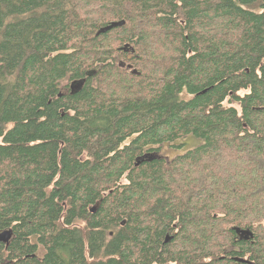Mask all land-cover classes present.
I'll return each mask as SVG.
<instances>
[{
    "label": "trees",
    "instance_id": "16d2710c",
    "mask_svg": "<svg viewBox=\"0 0 264 264\" xmlns=\"http://www.w3.org/2000/svg\"><path fill=\"white\" fill-rule=\"evenodd\" d=\"M4 231L0 264H264V0H0Z\"/></svg>",
    "mask_w": 264,
    "mask_h": 264
},
{
    "label": "rangeland",
    "instance_id": "374dc122",
    "mask_svg": "<svg viewBox=\"0 0 264 264\" xmlns=\"http://www.w3.org/2000/svg\"><path fill=\"white\" fill-rule=\"evenodd\" d=\"M177 143L178 144L175 145L161 146L158 148V151L155 152L156 156L167 160L178 154L188 151V149L195 147L199 142L189 137L188 139H183Z\"/></svg>",
    "mask_w": 264,
    "mask_h": 264
},
{
    "label": "water",
    "instance_id": "95a60500",
    "mask_svg": "<svg viewBox=\"0 0 264 264\" xmlns=\"http://www.w3.org/2000/svg\"><path fill=\"white\" fill-rule=\"evenodd\" d=\"M124 22H119V23H111L109 26L105 27V28H102L98 34L100 33H105L113 28H116L120 25H123ZM239 232V231H238ZM240 233L244 234V238L247 239L248 237H251V233H249L248 231H240ZM11 238V233L8 231V232H3L0 234V243H4V244H7L8 241L10 240ZM166 241H168V239H166ZM241 262H246V261H243L241 260Z\"/></svg>",
    "mask_w": 264,
    "mask_h": 264
},
{
    "label": "flooded vegetation",
    "instance_id": "af4514ba",
    "mask_svg": "<svg viewBox=\"0 0 264 264\" xmlns=\"http://www.w3.org/2000/svg\"><path fill=\"white\" fill-rule=\"evenodd\" d=\"M241 232H242V231H241ZM237 233H238V235H239L240 237L244 238V234L240 233V231H239V232L237 231ZM244 239H245V238H244Z\"/></svg>",
    "mask_w": 264,
    "mask_h": 264
},
{
    "label": "bare ground",
    "instance_id": "6f19581e",
    "mask_svg": "<svg viewBox=\"0 0 264 264\" xmlns=\"http://www.w3.org/2000/svg\"><path fill=\"white\" fill-rule=\"evenodd\" d=\"M4 232H8V231H4ZM10 232V231H9ZM3 233V232H2ZM11 233V232H10ZM1 234V233H0ZM167 239H168V237H167ZM4 244V243H3Z\"/></svg>",
    "mask_w": 264,
    "mask_h": 264
}]
</instances>
